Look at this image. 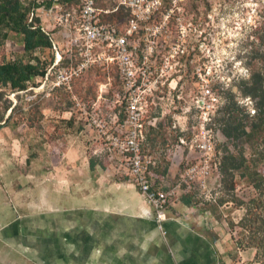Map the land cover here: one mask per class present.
I'll list each match as a JSON object with an SVG mask.
<instances>
[{"label":"rangeland","instance_id":"rangeland-1","mask_svg":"<svg viewBox=\"0 0 264 264\" xmlns=\"http://www.w3.org/2000/svg\"><path fill=\"white\" fill-rule=\"evenodd\" d=\"M105 2L108 7L112 5L111 0ZM167 10L171 11L164 20ZM149 25H161L154 49L156 68L162 66L164 59L168 61L161 78L163 84H157L153 104L144 112L145 122L163 126L166 140L163 146L148 147L145 151L156 165L155 181L159 189L172 191L171 203L177 204L185 194L190 196L191 214L199 217V224L206 229L226 237L228 256L234 261L241 251H254L253 258L239 257L236 264H264V250L255 243L247 244V231L238 227L243 209L230 202L219 206L214 202L227 198L216 169L221 156L230 152H242L244 156L264 154V142L260 145L259 141L248 142L246 137L224 138L221 134L226 99L238 106V120L251 124L248 118L253 115V101L242 96L237 87L240 80L248 78L249 66L257 69L255 51L264 50V0H164ZM64 36L62 32H51L58 56H70L67 63L55 66L57 57L52 50L53 64L42 79L35 80V87L18 93L4 91L0 97L3 119L9 113H4L5 105L9 103L15 108L0 129L1 164L14 169L17 179H26L28 173L42 178L58 166L63 153L72 145L83 153L87 166L92 160V169L108 174L112 181L129 183L121 158L107 152L101 133L121 119V87L114 80L115 70L91 66L65 80L75 57ZM19 42L18 37L9 35L6 48L13 51L12 56L21 57ZM202 87L208 94L202 95ZM68 119L70 125L64 124ZM102 124L104 128H100ZM200 126H204L210 148L204 157L195 148ZM174 153L177 157L172 160ZM203 159L207 174L196 176L193 181L183 177L187 166H199ZM235 187L237 196H246L247 188L242 183ZM6 204L7 207L0 208V221L14 216L13 211L19 216L25 213ZM0 264L29 262L0 243Z\"/></svg>","mask_w":264,"mask_h":264},{"label":"crops","instance_id":"crops-1","mask_svg":"<svg viewBox=\"0 0 264 264\" xmlns=\"http://www.w3.org/2000/svg\"><path fill=\"white\" fill-rule=\"evenodd\" d=\"M1 156L0 208L25 213L0 221V243L29 264H234L254 256L247 249L234 261L226 237L200 225L180 200L167 205L158 228L132 183L89 168L72 145L42 178L17 179Z\"/></svg>","mask_w":264,"mask_h":264},{"label":"built area","instance_id":"built-area-1","mask_svg":"<svg viewBox=\"0 0 264 264\" xmlns=\"http://www.w3.org/2000/svg\"><path fill=\"white\" fill-rule=\"evenodd\" d=\"M29 7L27 23L39 27L46 34L58 31L65 34V44L75 57L73 68L68 70L65 80L91 66L114 68L121 87L119 104L121 119L113 121L109 130L101 131L108 153L118 155L124 170L144 203L150 207L158 228L167 219L166 207L171 202L172 191L156 188L149 178L148 170L153 161L145 153V132L150 121H144V112L153 104L157 84L162 85L168 61L156 68L157 37L161 25H149V21L160 10L164 0H17ZM119 10L127 16L109 22L107 16ZM167 10L163 19L168 18ZM36 19L37 23H33ZM55 63L60 60L52 42ZM202 95L208 94L206 88ZM105 125H100L104 128ZM195 148L204 157L209 143L204 126L199 127ZM203 131V132H202ZM180 144L184 142L179 140ZM191 147V146H190ZM201 165H189L183 177L193 181L196 176L207 174L205 160ZM257 264V263H251Z\"/></svg>","mask_w":264,"mask_h":264},{"label":"trees","instance_id":"trees-1","mask_svg":"<svg viewBox=\"0 0 264 264\" xmlns=\"http://www.w3.org/2000/svg\"><path fill=\"white\" fill-rule=\"evenodd\" d=\"M28 12L29 7L20 5L17 0H0V97L4 91L18 93L29 87H35V80L42 79L53 64L51 34L44 33L37 26L32 28L34 25L27 23ZM126 16L125 12L119 10L115 14L107 16V20L116 22ZM33 23L36 24L37 20L34 19ZM9 35L19 38L21 57L12 56L13 51L7 50L6 44ZM45 52H50L49 56L45 57ZM71 52L74 53V49ZM70 59L69 55L67 59L61 57L55 66L59 67ZM254 59L258 62L257 69L249 66L248 78L240 80L237 87L242 96L253 101V115L248 118L251 124H242L237 118L238 106L230 99H226L222 108L226 117L221 123L224 125L221 128V134L224 138L246 137L248 142L259 141V144L263 145L264 50L255 51ZM114 80L119 84L116 73H114ZM8 110L9 113L5 119L0 116V129L10 120L15 108L10 107L8 103L3 107V111L5 113ZM69 120H66L64 124L70 125ZM162 128L163 126L160 124L147 125L145 132L147 151L148 147L151 149L166 143ZM93 166V161L89 160L88 167L92 169ZM216 169L220 176L219 183L227 198L217 199L214 201L215 206L230 202L234 206L242 208L244 213L238 227L247 231L250 238L247 244L255 243L257 248L264 250V154L259 152L253 156H244L242 152L226 153L218 159ZM156 174V165H154L148 170L147 176L155 181ZM238 183H242L247 188V194L243 198L234 193L235 185ZM189 198L190 196L185 194L180 197V201L189 205ZM257 256L258 253L255 257Z\"/></svg>","mask_w":264,"mask_h":264}]
</instances>
